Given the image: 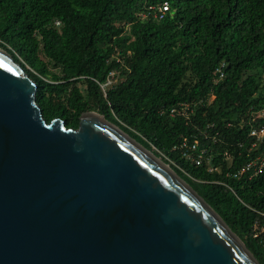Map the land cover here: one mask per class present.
I'll return each instance as SVG.
<instances>
[{"label":"trees","instance_id":"trees-1","mask_svg":"<svg viewBox=\"0 0 264 264\" xmlns=\"http://www.w3.org/2000/svg\"><path fill=\"white\" fill-rule=\"evenodd\" d=\"M165 2L163 19L143 17ZM0 47L36 82L48 123L78 129L86 111L104 115L170 164L264 264V171L226 175L261 151L249 133L264 125L252 121L264 109V0H0ZM184 103L189 120L171 114ZM184 138L210 149L208 166L185 158Z\"/></svg>","mask_w":264,"mask_h":264},{"label":"water","instance_id":"water-1","mask_svg":"<svg viewBox=\"0 0 264 264\" xmlns=\"http://www.w3.org/2000/svg\"><path fill=\"white\" fill-rule=\"evenodd\" d=\"M36 94L0 47V264H260L104 115L86 111L78 129L48 123Z\"/></svg>","mask_w":264,"mask_h":264},{"label":"built area","instance_id":"built-area-1","mask_svg":"<svg viewBox=\"0 0 264 264\" xmlns=\"http://www.w3.org/2000/svg\"><path fill=\"white\" fill-rule=\"evenodd\" d=\"M170 11V6L168 3L158 4L157 6H150L149 12L145 13L143 17H148L153 14L154 18L161 20L163 19L167 13ZM225 64L223 63L218 69L216 73L218 74V82L225 78ZM114 75V74H112ZM110 80L108 81V84ZM214 98V96H212ZM195 105V104H193ZM194 113V109L192 108V104L184 103L180 105V108H174L171 114L185 116L188 120L190 115ZM264 118V109L259 112H254L252 114V121L256 119ZM249 136L252 138L251 143V151L259 150L261 148L260 153L244 164L241 169L235 172H228L226 175L234 178L240 179L244 174H251V176H257L264 171V125L255 126L252 125L250 129ZM179 148L183 151V155L186 159L191 162L196 163V165L201 166L207 164V166L211 163L213 159V153L210 152L208 147H202L198 139L195 138L192 142L188 138H184L179 145ZM181 169V168H180ZM182 170V169H181ZM216 170L218 171V167H210V171ZM195 180V179H194ZM228 186V185H227ZM232 190V188H230Z\"/></svg>","mask_w":264,"mask_h":264},{"label":"bare ground","instance_id":"bare-ground-1","mask_svg":"<svg viewBox=\"0 0 264 264\" xmlns=\"http://www.w3.org/2000/svg\"><path fill=\"white\" fill-rule=\"evenodd\" d=\"M88 117L90 118H93V119H96V120H103L98 114L96 113H93L92 115H89ZM145 153L147 155H149L150 157H152L158 164H160L162 167H165V169L170 172L171 174L174 175V173L172 172V169L167 165L165 164L164 162H162L159 158H157L152 152H148V151H145Z\"/></svg>","mask_w":264,"mask_h":264},{"label":"rangeland","instance_id":"rangeland-1","mask_svg":"<svg viewBox=\"0 0 264 264\" xmlns=\"http://www.w3.org/2000/svg\"><path fill=\"white\" fill-rule=\"evenodd\" d=\"M53 71H56V69L55 68H53L52 69ZM117 80H119V76L118 75H111V80H110V83H113V82H116ZM80 87H81V89L82 90H85V88H86V86L85 85H80ZM94 113H96V114H98L101 118L103 117V115L102 114H100V113H98V112H94ZM120 128V127H119ZM121 129V128H120ZM153 154H155L153 151H151ZM156 155V154H155ZM162 162H164L165 164H167L171 169H173L172 167H171V165L170 164H168L164 159H162L161 157H158ZM174 170V169H173Z\"/></svg>","mask_w":264,"mask_h":264}]
</instances>
